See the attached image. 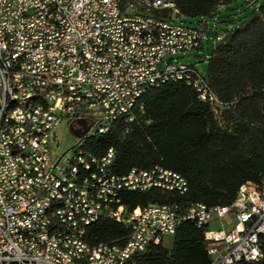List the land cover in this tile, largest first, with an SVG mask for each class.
Here are the masks:
<instances>
[{"label":"built area","instance_id":"obj_1","mask_svg":"<svg viewBox=\"0 0 264 264\" xmlns=\"http://www.w3.org/2000/svg\"><path fill=\"white\" fill-rule=\"evenodd\" d=\"M172 14V21L163 14ZM169 0H0V264H70L60 246L79 251L85 264H130L151 247L173 240L185 222L205 233L212 264L264 260V182L246 184L230 208L149 205L129 216L125 194L158 191L183 197L187 181L154 168L112 173L115 152L81 156L90 134L132 124L144 113L141 94L159 79L195 87L200 100L220 107L196 69L174 58L203 48L202 28L177 24ZM26 99L33 108L24 110ZM138 101V108H131ZM85 119L89 133L62 156L56 131ZM25 160V170L7 163ZM45 188L56 198L47 209ZM112 221L130 230L125 246L85 242L88 228ZM215 221V223H214ZM46 229H54L46 237ZM97 255V263L89 262Z\"/></svg>","mask_w":264,"mask_h":264},{"label":"trees","instance_id":"obj_2","mask_svg":"<svg viewBox=\"0 0 264 264\" xmlns=\"http://www.w3.org/2000/svg\"><path fill=\"white\" fill-rule=\"evenodd\" d=\"M169 1L181 20L203 19L208 29L219 18L220 24L235 26L213 52L208 80L201 77L220 107L202 102L183 83H169L143 96L144 113L136 112L132 124L120 120L86 150L94 157L113 150L115 176L161 168L187 181L183 197L158 191L125 194L122 204L130 212L149 205L175 206L181 213L192 206L230 208L242 186L264 182V0ZM238 10L234 16L243 15L240 20L225 23L220 18ZM163 18L172 21V14ZM130 235L122 225L102 220L87 229L85 242L91 248L125 246ZM204 236L185 222L170 248L151 247L130 264H212ZM261 245L264 254V240Z\"/></svg>","mask_w":264,"mask_h":264},{"label":"rangeland","instance_id":"obj_3","mask_svg":"<svg viewBox=\"0 0 264 264\" xmlns=\"http://www.w3.org/2000/svg\"><path fill=\"white\" fill-rule=\"evenodd\" d=\"M242 10L235 11L233 13H225L220 18H223V22L225 23H232L234 21L240 20L243 15L239 17H235L237 13H241ZM174 18V16H172ZM175 19H180L176 21L179 25H186L193 28L200 29L203 28L204 32V44L203 48L199 51L193 52L191 54L181 55L174 58V62L180 65L193 67L196 69L198 74L204 79L208 80V64L211 59V56L215 50L216 45L223 39V36L230 31L231 29L235 28V26L231 25H224L220 24L219 18L216 19L217 23H208V29L206 28V20L199 19V20H185L178 18L177 16ZM199 23L202 25L200 26ZM91 125L85 119L77 120L71 126L68 122L62 123L57 131L56 135L58 141L60 142L59 150L57 148L54 149V152L57 156H62L67 153L72 147L75 146L78 139H83L90 131ZM215 223V221H214ZM172 246V240L167 241L165 243L166 248H170Z\"/></svg>","mask_w":264,"mask_h":264},{"label":"bare ground","instance_id":"obj_4","mask_svg":"<svg viewBox=\"0 0 264 264\" xmlns=\"http://www.w3.org/2000/svg\"><path fill=\"white\" fill-rule=\"evenodd\" d=\"M169 83H175L174 79H159L157 80V88L164 86ZM193 88L196 93L197 89ZM156 89V85H148V91ZM145 94H141V100ZM33 108V99H26L24 102V110H31ZM131 108H138V101H131ZM110 132H103L102 134H90L89 140L86 142L80 143V153L81 156H86V158H93L92 155H89L86 148L89 142L96 140L99 137L106 136ZM107 154H112L110 150ZM7 163L14 164L18 170H25V160L22 157H17L15 153H7ZM6 166V159H0V167ZM31 195H44V200L47 204V209H54L56 207V198L51 194V192H45V188L40 187H31ZM129 216L138 215V209L130 212L128 210ZM198 228V224H195ZM54 229H46V237H53ZM60 253L62 255L63 262H69L70 264H85V260L82 258V255L79 254V251H72L69 246H60ZM90 263H97V255H89Z\"/></svg>","mask_w":264,"mask_h":264},{"label":"water","instance_id":"obj_5","mask_svg":"<svg viewBox=\"0 0 264 264\" xmlns=\"http://www.w3.org/2000/svg\"><path fill=\"white\" fill-rule=\"evenodd\" d=\"M225 42H226V38H223L220 42H218V44L216 45L215 49L217 50L220 47H222Z\"/></svg>","mask_w":264,"mask_h":264}]
</instances>
